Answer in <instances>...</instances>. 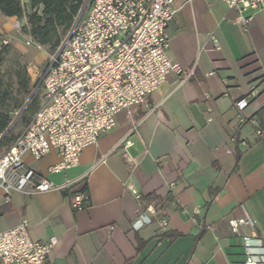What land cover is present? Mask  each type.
<instances>
[{
    "label": "crops",
    "instance_id": "1",
    "mask_svg": "<svg viewBox=\"0 0 264 264\" xmlns=\"http://www.w3.org/2000/svg\"><path fill=\"white\" fill-rule=\"evenodd\" d=\"M175 6L169 56L184 70L195 65L194 75L170 74L132 115L119 113L75 166L50 172L61 160L53 148L40 159L23 156L54 184L87 185L85 208L75 210L62 191L8 196L0 188V230L26 219L32 238H55L46 264H234L243 259L234 217L253 219L264 240V128L256 132L264 121V10L244 11L254 15L244 30L223 0ZM17 19L0 12V38ZM252 83L260 90L253 119L236 131L234 104ZM124 148L136 167L121 156ZM172 230L181 236H163ZM140 239L146 243L138 249Z\"/></svg>",
    "mask_w": 264,
    "mask_h": 264
},
{
    "label": "built area",
    "instance_id": "2",
    "mask_svg": "<svg viewBox=\"0 0 264 264\" xmlns=\"http://www.w3.org/2000/svg\"><path fill=\"white\" fill-rule=\"evenodd\" d=\"M223 1L237 12V22L244 30L254 18L244 11L264 10V0ZM177 12L175 0H88L85 13L74 21L64 45L50 55L41 77L43 97L39 107L13 144L0 155V188L6 195L14 191L30 195L57 190L68 192L75 210L85 208L88 196L75 191L77 180L54 184L37 175L23 156L29 153L40 159L53 148L61 160L49 168L50 172L75 166L87 146L96 144L116 126L119 113L132 115L133 109L146 104L170 74L179 79L194 75L195 65L184 70L169 56L168 26ZM24 21L23 24L17 19L14 29L21 31L27 25ZM212 38L219 48L216 37ZM25 44L38 51L44 49L30 34L25 35ZM259 93L258 85L252 83L248 94L235 102L236 131L253 119L249 108ZM256 132L261 135L262 129ZM231 141H236L235 135ZM125 144L127 147L131 141ZM244 145L248 147L249 143ZM120 154L134 163L126 148ZM161 224L166 226L167 222ZM229 224L240 237L243 250V259L234 264H264V240L255 221L234 217ZM242 226L250 231L242 232ZM55 242V238L49 242L32 238L29 222L23 219L14 227L0 230V264H46Z\"/></svg>",
    "mask_w": 264,
    "mask_h": 264
},
{
    "label": "trees",
    "instance_id": "3",
    "mask_svg": "<svg viewBox=\"0 0 264 264\" xmlns=\"http://www.w3.org/2000/svg\"><path fill=\"white\" fill-rule=\"evenodd\" d=\"M85 0H0V12L9 17L18 19L26 17L27 34H30L38 43L44 47L48 46L51 51H55L61 44L63 38L70 31L74 21ZM29 6V8L27 7ZM3 40V38H0ZM12 52V45L0 42V135H2L14 120V113L20 111L24 106L23 101L15 98L14 82L18 85L17 92L29 94L31 92V78L26 65L20 61L16 62V68L12 72L5 69L8 55ZM15 77V81L5 80V77ZM32 105L27 106L20 117L25 119L28 113L34 112ZM261 111V110H260ZM260 111H257L259 113ZM36 112V111H35ZM34 112V113H35ZM34 115V114H33ZM32 118V116H31ZM29 119V121L31 120ZM28 121V123H29ZM27 123V124H28ZM260 129L264 128V121L260 124ZM17 137L10 130L0 140V146L7 149L13 144ZM6 149V150H7ZM5 150V151H6ZM2 155V154H1ZM88 194V186L84 185L80 191ZM68 195V192H64ZM171 240L181 236L180 232L167 231L163 234ZM146 241L140 239L138 249L143 247Z\"/></svg>",
    "mask_w": 264,
    "mask_h": 264
},
{
    "label": "rangeland",
    "instance_id": "4",
    "mask_svg": "<svg viewBox=\"0 0 264 264\" xmlns=\"http://www.w3.org/2000/svg\"><path fill=\"white\" fill-rule=\"evenodd\" d=\"M23 18H20V20L24 24L25 21ZM8 34H9V37L4 36L3 40L1 39L0 41L4 43V40H7V43L12 45V52L7 57L8 60L5 65V69L8 72H12L16 68L17 61H20L22 64L26 65L28 69V73L31 78V83H32L31 92H32L36 84L39 82L41 77L44 75L49 65L50 55L58 50V48L61 46V44L63 43L67 35L63 38L59 47L53 52L49 49L48 46H45L44 49L41 51H38L35 48L27 46L25 44V35L27 34L26 28H23L21 31H17L13 28ZM5 80H10L13 82L16 79L14 76L12 78L6 76ZM14 87H15V98L23 101V104H24L26 100L29 98L31 92L29 94H25L24 92H21V93L17 92L18 85L15 82H14ZM42 97H43V90L40 86V88L34 94L32 100L28 104V106L32 105L35 108L34 112L39 107V104L42 101ZM34 112L28 113L25 119H22V117H20L16 121V123L11 129L15 137H18L20 133L24 130L29 119L31 118V116H33ZM17 114H18V111L14 113V120L17 117ZM6 149H7L6 146H0V155L3 154Z\"/></svg>",
    "mask_w": 264,
    "mask_h": 264
},
{
    "label": "water",
    "instance_id": "5",
    "mask_svg": "<svg viewBox=\"0 0 264 264\" xmlns=\"http://www.w3.org/2000/svg\"><path fill=\"white\" fill-rule=\"evenodd\" d=\"M88 3V0H85L84 1V4L79 12V15H78V19L83 15L84 11H85V8H86V5ZM65 41L63 42V45H64ZM41 81H42V78L39 80V82L36 84L34 90L31 92L29 98L26 100L24 106L21 108V110L18 112L17 114V117L15 118V120H13V122L10 124V126L6 129V131L0 135V140L8 134V132L12 129V127L14 126V124L16 123V121L20 118V116L22 115V113L25 111V109L27 108L28 104L30 103V101L32 100L34 94L36 93V91L39 89L40 85H41Z\"/></svg>",
    "mask_w": 264,
    "mask_h": 264
}]
</instances>
